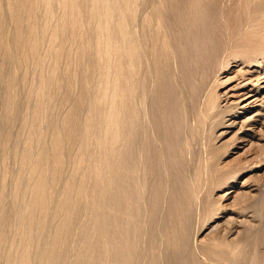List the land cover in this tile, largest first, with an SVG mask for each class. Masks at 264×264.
Masks as SVG:
<instances>
[{
    "label": "bare ground",
    "instance_id": "6f19581e",
    "mask_svg": "<svg viewBox=\"0 0 264 264\" xmlns=\"http://www.w3.org/2000/svg\"><path fill=\"white\" fill-rule=\"evenodd\" d=\"M237 127L264 166V0H0V264H249L191 234Z\"/></svg>",
    "mask_w": 264,
    "mask_h": 264
},
{
    "label": "rangeland",
    "instance_id": "374dc122",
    "mask_svg": "<svg viewBox=\"0 0 264 264\" xmlns=\"http://www.w3.org/2000/svg\"><path fill=\"white\" fill-rule=\"evenodd\" d=\"M235 84L236 83H233L227 89L234 86ZM226 130H228V134L225 135V137L217 144L215 149H213L212 147L204 148L201 143L196 141L191 142L190 150L192 151L196 159L204 162L208 158H210L211 155L213 156L211 165L216 175L215 184L209 188V196L207 202L205 203V205L199 206V208H197L198 210L196 209L197 212L194 210L196 213L194 212L195 215H193L195 216L196 221L192 219V243L194 242L195 245H209L212 244L213 239H217L220 234L221 238H224L223 235H225L227 237H225L226 241L222 239V243L224 245H228L232 242L229 245L235 243L233 244V246L235 245V248L237 247L238 249L239 247L240 249L242 247L240 251L237 250L238 253H240L241 251L246 252H241L240 254H238L240 255V258H242L244 255L243 260L244 258L245 260L243 261V263H251V261L255 262V260L257 261V258L255 256L258 253V256L261 255L262 258L260 259L259 257L258 259L261 260V264H264V261L262 263V260H264V166H262L261 164V167H255L257 164H259V160L258 158V161L253 159L254 155L256 157V148L252 143H254V141H256L257 139L254 138L252 140L253 142H251L250 135L243 136V134H238V127L227 128ZM224 131L225 130H222L221 132ZM188 163L192 164L190 161H188ZM190 164L186 165L185 170H188L190 168ZM232 172H237V177L233 181L228 182L227 186H225L226 182H224V180L230 175L229 173ZM9 184L10 182L8 183V185ZM250 188H254L252 190L257 189L252 192V195H254L253 198L242 199L243 201H241L240 197L242 196H237V201L234 200L237 193L249 192L251 190ZM230 191H234L232 198H222L225 192ZM216 207L219 209L221 208V210L219 211L220 215L216 216V219H213L214 221L210 224L211 227L209 229L201 230L203 219L202 215L210 216L213 209ZM163 209L164 213L162 210L159 214L161 217H164L166 214V206H163ZM237 224L241 226L239 228H236ZM235 231L237 232L234 233ZM210 239L212 241H210ZM226 242L228 244H226ZM247 242H249V244H251L253 247L251 245H247ZM238 244L241 246H239ZM245 246L248 247L246 248ZM247 250H249L248 253ZM251 250L252 252H250ZM249 253H252L255 258L253 257V255L249 257ZM206 259L207 258H205L204 260L206 261ZM215 262H219V264H232V261Z\"/></svg>",
    "mask_w": 264,
    "mask_h": 264
}]
</instances>
